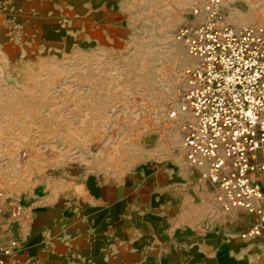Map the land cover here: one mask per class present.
I'll list each match as a JSON object with an SVG mask.
<instances>
[{"label":"rangeland","instance_id":"rangeland-1","mask_svg":"<svg viewBox=\"0 0 264 264\" xmlns=\"http://www.w3.org/2000/svg\"><path fill=\"white\" fill-rule=\"evenodd\" d=\"M199 3L0 0V191L29 221L57 209L69 236L86 238V264H119L114 236L144 235L165 190L203 183L181 146L194 60L175 37ZM220 10L264 28V0H221ZM135 210L134 230L117 231L128 222L116 217Z\"/></svg>","mask_w":264,"mask_h":264},{"label":"built area","instance_id":"built-area-1","mask_svg":"<svg viewBox=\"0 0 264 264\" xmlns=\"http://www.w3.org/2000/svg\"><path fill=\"white\" fill-rule=\"evenodd\" d=\"M220 5L200 0L175 33L194 60L183 70L181 146L187 164L215 187L223 211L255 217L241 236L257 237L264 233V28L225 22ZM4 214L26 217L23 205L0 191Z\"/></svg>","mask_w":264,"mask_h":264},{"label":"crops","instance_id":"crops-1","mask_svg":"<svg viewBox=\"0 0 264 264\" xmlns=\"http://www.w3.org/2000/svg\"><path fill=\"white\" fill-rule=\"evenodd\" d=\"M187 177L182 174L179 179L185 182ZM198 179L203 182L200 186L186 188L181 184L184 186L179 189L165 190L162 202L154 201L144 235L125 240L114 236L119 264H138L143 255L146 264H264V233L241 236L255 217L240 209L223 211L215 200V187ZM262 183L264 188V178ZM129 214L128 221L121 215L116 217L128 222L115 224L117 231L134 230L133 216L138 215L136 210ZM33 219L35 222L0 215V247L10 251L0 254V264H86V238L69 236L72 227L57 209L48 208L34 214ZM103 221L110 224L107 216ZM110 228H105L107 237L112 235Z\"/></svg>","mask_w":264,"mask_h":264}]
</instances>
